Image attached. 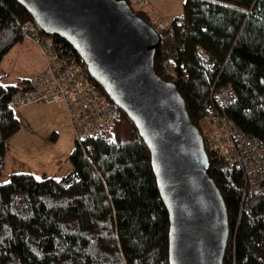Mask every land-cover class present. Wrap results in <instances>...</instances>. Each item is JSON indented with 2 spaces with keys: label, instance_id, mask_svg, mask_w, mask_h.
<instances>
[{
  "label": "trees",
  "instance_id": "obj_1",
  "mask_svg": "<svg viewBox=\"0 0 264 264\" xmlns=\"http://www.w3.org/2000/svg\"><path fill=\"white\" fill-rule=\"evenodd\" d=\"M182 14L184 25L172 21L156 51L157 74L176 83L202 133L214 92L231 84L237 97L226 114L264 147V0H185ZM28 17L17 0H0V63L24 39L17 19ZM168 59L176 78L166 73ZM26 81L0 82V264H169L170 213L150 149L122 110L114 139L93 140L86 152L75 141L66 175L14 172L1 182L8 140L21 128L9 101ZM204 145L228 209L224 264H264V196L251 194L240 168Z\"/></svg>",
  "mask_w": 264,
  "mask_h": 264
},
{
  "label": "water",
  "instance_id": "obj_2",
  "mask_svg": "<svg viewBox=\"0 0 264 264\" xmlns=\"http://www.w3.org/2000/svg\"><path fill=\"white\" fill-rule=\"evenodd\" d=\"M46 35L67 41L137 126L170 213L169 264H224L228 209L203 134L174 81L155 70L163 41L128 0H17Z\"/></svg>",
  "mask_w": 264,
  "mask_h": 264
},
{
  "label": "built area",
  "instance_id": "obj_3",
  "mask_svg": "<svg viewBox=\"0 0 264 264\" xmlns=\"http://www.w3.org/2000/svg\"><path fill=\"white\" fill-rule=\"evenodd\" d=\"M142 7L148 0H136ZM177 25L185 23L184 16L167 18L159 13L151 18V24L164 40L172 30V21ZM25 39L35 42L43 53L46 67L35 77L22 83L20 90L9 101V107L20 108L36 100H62L67 117L73 128L75 141L86 152L93 140L114 139L122 118L121 109L109 95L99 90L88 78V66L84 58L71 45L48 36L28 18L17 19ZM173 60L165 62L166 73L176 78ZM237 92L231 84L214 92L213 102L208 107V116L202 125L203 139L214 145L218 154L231 167L237 165L245 176V184L251 194L264 196V147L255 136L240 130L225 109L234 102Z\"/></svg>",
  "mask_w": 264,
  "mask_h": 264
},
{
  "label": "rangeland",
  "instance_id": "obj_4",
  "mask_svg": "<svg viewBox=\"0 0 264 264\" xmlns=\"http://www.w3.org/2000/svg\"><path fill=\"white\" fill-rule=\"evenodd\" d=\"M159 1L163 4L171 3L180 11L179 14L184 9V0ZM130 3L136 11L142 9L136 4V0H130ZM34 51L33 47V51L29 50V55L23 58L19 54H7L0 63V82L4 85L16 84L26 75L29 76L30 72L39 66V51ZM43 60L42 56V63ZM24 74H26L25 77ZM14 111L15 116L20 120L21 128L8 140V153L11 161L17 156V161L22 162L13 166L31 170L29 165L33 168V165L38 164L46 166L47 174L49 173L50 176L51 174L56 177L66 175L73 167L69 156L74 151L76 139L73 128L66 118V110L60 102L36 100L20 108H14ZM202 127H205V123ZM37 155L39 163L34 164L31 157ZM9 179L10 177L4 175L1 182Z\"/></svg>",
  "mask_w": 264,
  "mask_h": 264
},
{
  "label": "crops",
  "instance_id": "obj_5",
  "mask_svg": "<svg viewBox=\"0 0 264 264\" xmlns=\"http://www.w3.org/2000/svg\"><path fill=\"white\" fill-rule=\"evenodd\" d=\"M185 1V0H184ZM140 7H142L141 5H139ZM142 11H144L147 15H150L151 18H153L156 14L162 13L164 15H166L167 18H175V17H179L181 15H183V9H182V13H180L179 10H177V8H175L171 3L170 4H163V2H158V0H148V6L146 7H142V9H140ZM33 47L35 48L34 52L39 51V66L36 67L35 70L31 71L29 76L24 74L23 76L26 77L22 78L23 80H30V78H33L36 76V74H38L39 72H41L43 69H45L46 64L44 63L45 59L43 56V53L41 52V49L38 47V45L35 42H32L31 40L28 39H23L22 41L18 42L17 45H15L7 54L9 53H15V54H19L22 58L27 56V54L29 55L28 51L32 50L33 51ZM42 56H43V63H42ZM53 101H57L60 102V104L62 105V107H64V110H66L65 104L63 103L62 100H53ZM52 101V102H53ZM66 114H67V110H66ZM69 120V117H66ZM8 144L6 147V166L4 168V175L10 177L11 174H13L14 172H31V174L36 175L38 178H46L47 176H50L49 173L47 174V167H43L41 165H38L36 163L37 160L39 159V156H34L31 157L32 162H35L33 165L34 167L32 168L31 165H29V167H31V170H26L22 167H14L13 165L16 163H21L22 161L20 160V162H18V157L16 156L15 159H12V161L10 160L9 157V153H8ZM14 162V163H13ZM39 166V167H37ZM51 176H53L51 174Z\"/></svg>",
  "mask_w": 264,
  "mask_h": 264
}]
</instances>
